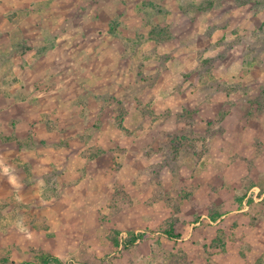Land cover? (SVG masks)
Segmentation results:
<instances>
[{
  "label": "rangeland",
  "instance_id": "obj_1",
  "mask_svg": "<svg viewBox=\"0 0 264 264\" xmlns=\"http://www.w3.org/2000/svg\"><path fill=\"white\" fill-rule=\"evenodd\" d=\"M208 1L182 5L204 21L185 41L146 16L132 38L117 39L118 73L129 78L96 96L88 119L122 140L87 146L105 163L80 192L61 189L67 177L56 169L40 176L47 162L36 155L61 148L59 130L21 137L24 150L6 144L0 99V263L264 264V0ZM207 7L227 15L207 17ZM167 40L181 51L164 50ZM12 52H0L2 93ZM171 228L179 238L167 237Z\"/></svg>",
  "mask_w": 264,
  "mask_h": 264
},
{
  "label": "crops",
  "instance_id": "obj_2",
  "mask_svg": "<svg viewBox=\"0 0 264 264\" xmlns=\"http://www.w3.org/2000/svg\"><path fill=\"white\" fill-rule=\"evenodd\" d=\"M143 1L0 0V52L9 55L13 51L14 68L9 89L0 91V99L4 100L1 111L9 113L5 116L8 120L15 121L13 124L6 119L2 121L3 137L12 140L6 144L14 143L17 148L20 144L24 150L18 141L21 137L42 133L43 138H49L59 130L63 136L54 145L61 148L53 156L40 152L36 159L47 162L40 176L56 169L61 172L59 176L67 177L61 189L66 185L69 190L80 192L89 177L99 175L100 168L94 166L98 161L104 164L105 158L102 155L89 158L87 146L119 145L122 140L120 134L114 138L108 126L88 119L96 108V96L112 93L114 85H122L129 78L127 70L118 73L123 62L117 39L124 42L133 37L136 28L143 29V16L154 18V23L161 27H176L175 40L185 41L188 36L184 35L190 37L200 32L204 21L196 20L201 14H197L196 6L192 4L189 10H182V5L190 4V0H151L152 5L162 7L157 11L142 6ZM206 2L210 5L211 1ZM205 10L210 18L227 15L219 8ZM182 21L185 28L181 26L180 30ZM162 43L159 44L164 50L167 45L177 52L182 49L174 46L172 40ZM103 50L113 54L111 59L108 55L110 60L102 59ZM128 153L127 156L134 157ZM15 159L27 158L20 153Z\"/></svg>",
  "mask_w": 264,
  "mask_h": 264
},
{
  "label": "trees",
  "instance_id": "obj_3",
  "mask_svg": "<svg viewBox=\"0 0 264 264\" xmlns=\"http://www.w3.org/2000/svg\"><path fill=\"white\" fill-rule=\"evenodd\" d=\"M211 220L215 221L216 220V216H211ZM167 237L169 238H179L180 234H176L177 232H175L172 228L170 231L165 232ZM143 236V233H139V234H131V238L129 240V242L133 243L136 239L140 238ZM51 263H57V264H62L61 260L55 256H51V255H46L45 257L42 258V263L41 264H51ZM0 264H8L7 261L2 262ZM24 264H33V263H24Z\"/></svg>",
  "mask_w": 264,
  "mask_h": 264
}]
</instances>
